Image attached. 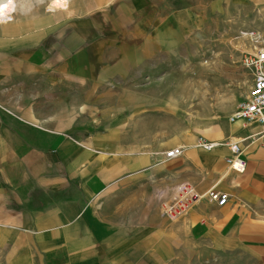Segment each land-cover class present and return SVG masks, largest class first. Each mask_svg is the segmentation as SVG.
<instances>
[{
	"label": "crops",
	"instance_id": "1",
	"mask_svg": "<svg viewBox=\"0 0 264 264\" xmlns=\"http://www.w3.org/2000/svg\"><path fill=\"white\" fill-rule=\"evenodd\" d=\"M120 2L0 22V264H163L165 244H179L165 228L179 234L185 222H167L162 204L181 182L228 195L223 207L197 201L190 226L264 264L259 127L229 122L206 152L133 91L210 16H257L264 33V0ZM235 142L242 174L226 163ZM172 148L182 154L166 160Z\"/></svg>",
	"mask_w": 264,
	"mask_h": 264
},
{
	"label": "rangeland",
	"instance_id": "2",
	"mask_svg": "<svg viewBox=\"0 0 264 264\" xmlns=\"http://www.w3.org/2000/svg\"><path fill=\"white\" fill-rule=\"evenodd\" d=\"M120 1L0 0V22H10L1 20L8 16L13 20L17 15L57 11L86 15L116 6ZM210 17L205 26L196 30L195 40L190 39L186 49L174 53L170 62L155 71V81L150 83L146 79L143 84L133 86V91L143 93L145 100L139 103L147 105L150 115L155 114L166 122L174 114L171 118L177 117L176 121L185 125V132L194 140L199 137L209 140L231 127L230 116L251 83L249 73L241 66L242 52L260 47L264 41V33L251 26L257 16ZM151 104H155V108L150 107ZM103 105L106 108V102ZM186 216L171 221L185 222L181 223L179 234L175 228H165V236L171 239L178 235L179 244L175 245V240L174 245L172 242L165 244L163 264H258L243 248L233 244L225 248L220 240L205 234L202 226L201 229L190 226ZM148 264L161 262L151 260Z\"/></svg>",
	"mask_w": 264,
	"mask_h": 264
},
{
	"label": "built area",
	"instance_id": "3",
	"mask_svg": "<svg viewBox=\"0 0 264 264\" xmlns=\"http://www.w3.org/2000/svg\"><path fill=\"white\" fill-rule=\"evenodd\" d=\"M2 21H11L10 16L1 18ZM241 66L251 77V83L246 95L237 102L234 111L230 116L231 123H239L243 128L249 125L259 127L258 138L264 145V41L260 47L254 46L242 52ZM218 146L217 143L199 137L196 147L209 152ZM230 156L226 159L228 168L242 174L245 170V161L242 159V149L239 142L229 145ZM181 148H172L164 152L166 160L180 157ZM207 197L217 207H223L228 202V195L217 190H208L200 194L195 187L188 182H181L175 186L170 200L163 202L162 213L170 221L186 216L192 206L200 199Z\"/></svg>",
	"mask_w": 264,
	"mask_h": 264
},
{
	"label": "bare ground",
	"instance_id": "4",
	"mask_svg": "<svg viewBox=\"0 0 264 264\" xmlns=\"http://www.w3.org/2000/svg\"><path fill=\"white\" fill-rule=\"evenodd\" d=\"M2 15V9L0 8V16Z\"/></svg>",
	"mask_w": 264,
	"mask_h": 264
}]
</instances>
